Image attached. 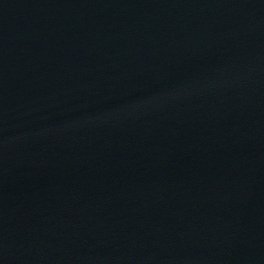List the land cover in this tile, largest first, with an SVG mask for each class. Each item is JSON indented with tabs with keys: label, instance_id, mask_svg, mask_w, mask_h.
<instances>
[{
	"label": "water",
	"instance_id": "95a60500",
	"mask_svg": "<svg viewBox=\"0 0 264 264\" xmlns=\"http://www.w3.org/2000/svg\"><path fill=\"white\" fill-rule=\"evenodd\" d=\"M0 264H264V0H0Z\"/></svg>",
	"mask_w": 264,
	"mask_h": 264
}]
</instances>
